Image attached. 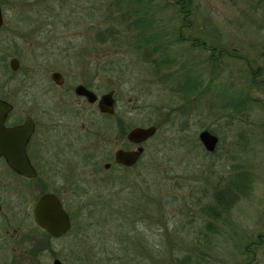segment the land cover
Wrapping results in <instances>:
<instances>
[{
	"label": "rangeland",
	"instance_id": "1",
	"mask_svg": "<svg viewBox=\"0 0 264 264\" xmlns=\"http://www.w3.org/2000/svg\"><path fill=\"white\" fill-rule=\"evenodd\" d=\"M175 1L0 0V97L44 100L51 71L76 75L69 86L97 70L105 82L97 93L114 87L121 130L157 127L136 167L105 171L102 134L104 128L112 132L113 121L86 113L89 165L74 169L83 182L64 194V207L75 216L71 230L46 238L35 229L14 249L15 223L0 244V264H175L200 252L192 249L204 239L200 208L214 204L215 189L235 171L249 174L251 192L231 207L220 235H209L202 264L251 259L245 248L264 233V84L250 85L264 79V14L256 0H184L189 26L181 34L216 51L178 43L173 61L157 71L152 59L160 58L131 45L139 33L131 10L156 18L157 28L179 29ZM12 58L19 62L16 71L9 68ZM245 91L260 106L232 111L229 102ZM66 119L74 130L81 121ZM203 130L219 139L212 154L199 142Z\"/></svg>",
	"mask_w": 264,
	"mask_h": 264
},
{
	"label": "flooded vegetation",
	"instance_id": "2",
	"mask_svg": "<svg viewBox=\"0 0 264 264\" xmlns=\"http://www.w3.org/2000/svg\"><path fill=\"white\" fill-rule=\"evenodd\" d=\"M179 37L182 41H189L193 48L201 46L206 51L213 50V48L206 47L205 42H200L196 38L189 39L182 36L181 33ZM55 73L59 74V78L53 79L52 76ZM84 74L86 78L82 83H72L66 86L70 79L73 78V81H76V75L65 77L60 72L51 71L49 79L53 85H48L45 93L47 98L44 100H13L7 95L0 97V101L10 106L3 127L15 129L27 125L28 128H31L27 137L24 136L21 140L13 141V147L7 145L8 151L10 149L13 151L11 155L0 156V244L5 243L3 240L9 235V230L15 223L16 227L10 238L11 246L15 247L14 249L20 246L18 241L22 235L30 236L35 229L41 230L34 221L33 210L39 198L47 193L60 199L72 227L73 214L67 212L63 202L64 194L74 193V186L83 182L77 181L80 176L75 177L74 169L89 165V148L85 145L89 133V126L84 122V119L87 118L86 113L98 116L103 120L113 121L112 132L111 128L107 129L108 131L104 128L103 132L105 133L102 134L104 143H107L102 149L103 160L106 162L103 166L105 171L117 169L129 171L136 167L144 154V144L153 138L142 144L130 143L126 136L131 129L124 136L122 135L119 114H116L117 100L114 87H110L111 89L106 93H97L101 89L104 90L105 82L102 81L104 75L99 77L100 73L97 70L91 77L89 74ZM97 77L99 78L97 79ZM96 80L99 81L96 83ZM6 85L4 83L2 87L4 88ZM79 87L92 93L95 100L91 102L88 97L78 93ZM110 92H112L113 113H101L99 101ZM19 102H26V104L20 106ZM29 102H33V107H28ZM72 115L74 118H78V121L81 120L75 130L66 119ZM106 134H110V136L107 138ZM6 143L9 144V140ZM139 146H142L144 151L135 165L126 167L115 162V154L118 150H135ZM12 163L17 167L31 169V175L25 176L17 172ZM75 181H77L76 184ZM53 185L55 188L51 187ZM56 186L65 188L61 192ZM80 195L77 193L76 199L80 198ZM27 225H29L28 230L25 231ZM263 242L264 233L259 234L257 240L248 242L245 251L251 255V259L247 260L245 264H255L258 261L264 263ZM258 253L262 257L256 260Z\"/></svg>",
	"mask_w": 264,
	"mask_h": 264
},
{
	"label": "trees",
	"instance_id": "3",
	"mask_svg": "<svg viewBox=\"0 0 264 264\" xmlns=\"http://www.w3.org/2000/svg\"><path fill=\"white\" fill-rule=\"evenodd\" d=\"M257 6L262 10V14H264V0H256ZM173 6L177 7V15H178V21L182 22V26L179 27V29H172V30H165L157 28L156 25L159 23V21L156 18H153L152 16L147 18V14L140 10H131V17L134 18V27L138 30V34L136 37H134V40H131V45L135 46L137 49L145 47L147 49L146 53L150 57H154V55L158 56L160 60L152 59L156 67H154L157 71L162 70L163 68H166L169 63H171L173 60L171 59V48L173 45H176L178 43H182V39L179 37V34L181 33V28L184 26L188 27L189 22L187 20V16L189 15L188 9H186V4L184 0H176L174 3H172ZM135 15V16H134ZM180 15L182 16V19L180 20ZM264 17V15H263ZM264 21V19L262 20ZM130 28V26H129ZM180 30V31H179ZM177 31V32H176ZM183 36V35H182ZM148 47V48H146ZM193 48V47H189ZM144 49V48H143ZM216 50L213 49L211 51V54L214 53ZM221 52H219L218 56ZM148 55L146 57H148ZM213 55V54H212ZM264 56V55H263ZM257 74L253 75L254 77H257L259 75V69H257ZM264 84L263 80L258 81H252L250 83L251 87H261ZM193 89V88H192ZM262 90V88H261ZM264 91V90H263ZM246 92V91H245ZM240 99H234L233 101H228L231 110L241 114L243 111L247 112L250 111L252 105L260 106V103L255 101L254 98L250 95V91L246 92L243 95L239 96ZM262 109H264L262 107ZM157 128V127H156ZM210 131V130H208ZM211 132V131H210ZM124 129H122V135H125ZM208 153V152H207ZM212 154V153H209ZM132 170V169H131ZM243 170V168H242ZM234 175L231 174V176H227V180L224 184L219 186L215 189L214 193V204L212 206L208 207H201L200 208V214H201V235L204 238L203 240L197 239L196 242H194L195 246H193L192 249H198L199 253H194L193 255H184L182 258H176L175 264H202V261L207 257L205 252L209 251L210 248H208L207 238L210 234L213 235H220V225L223 224L225 217L229 215V211L231 207L238 202V200L241 197H246L251 192V186L246 182L248 181L249 174L246 171H240V172H233ZM73 218L75 216L73 215ZM73 221V219H72ZM43 235L46 236V238H51L48 236L44 231H42ZM198 238V237H197ZM252 239V237H250ZM190 243V242H189ZM192 245V243H190ZM246 252V251H245ZM245 255H248L245 253ZM19 262H22V264H27L24 259L20 260Z\"/></svg>",
	"mask_w": 264,
	"mask_h": 264
},
{
	"label": "water",
	"instance_id": "4",
	"mask_svg": "<svg viewBox=\"0 0 264 264\" xmlns=\"http://www.w3.org/2000/svg\"><path fill=\"white\" fill-rule=\"evenodd\" d=\"M3 25L2 10L0 7V27ZM10 69L16 71L19 67V62L17 59L12 58L9 62ZM53 79L59 78V74H53ZM78 93H82L88 97L89 101H94L95 97L92 93L86 91L85 89L79 87ZM10 110V106L3 101H0V156H8L13 153L12 149L8 151L7 145L13 147L14 140H21L24 136L30 133L31 128L27 125L15 129H5L3 127V122L5 120L6 114ZM99 110L101 113L112 114L113 113V100L112 92L106 94L99 101ZM157 128L155 126L148 127H134L131 129L126 139L133 144H142L143 142L151 139L155 136ZM199 142L201 143L204 150L208 153H213L217 147L218 137L208 130H203L198 135ZM9 140V144L6 141ZM5 142V143H4ZM6 148V150H5ZM144 149L139 146L135 150H118L115 154V162L126 167H131L135 165ZM14 169L25 175H31V169L17 167L13 164ZM34 221L36 225L44 231L48 236L52 238H58L66 235L70 228L71 222L68 214L64 210L60 199L50 193L42 195L36 202L33 210ZM53 264H60L59 260H54Z\"/></svg>",
	"mask_w": 264,
	"mask_h": 264
}]
</instances>
